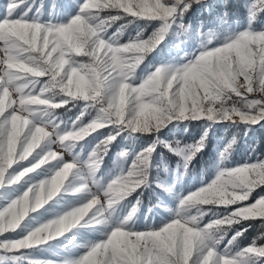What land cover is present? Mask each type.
Listing matches in <instances>:
<instances>
[{"label": "rangeland", "instance_id": "1", "mask_svg": "<svg viewBox=\"0 0 264 264\" xmlns=\"http://www.w3.org/2000/svg\"><path fill=\"white\" fill-rule=\"evenodd\" d=\"M98 2L104 3L105 0H98ZM168 2L171 4L174 0H168ZM223 2L224 0H201L200 3H192L188 11L182 15L176 16L164 34L165 39L153 51L144 54L142 63L136 68L135 74L129 82L135 86L140 85L157 67L181 68L193 62L204 51L224 46L246 30L254 33L264 32V5L258 3V0H241L240 10L233 13L222 8ZM84 3H86V0H16L17 7L13 10V18H21L28 22H39L45 25L68 24L77 15L81 14ZM9 8L10 0H0V21L8 17ZM111 9L114 8L100 11L89 22L94 26L101 21L106 22L104 23L105 30L100 31V36L106 41L113 43L114 46L136 42L138 38L140 40H148L163 27V22L158 19H151L154 21L149 22V18L133 16L135 18L125 21L124 15H107L104 13V11ZM114 10L122 11L120 9ZM94 11L98 10L94 9ZM125 15L132 16L126 13ZM114 17H119V19H113ZM136 19L147 21L140 23ZM181 23L191 25L187 33L181 29ZM58 41L72 47L76 43L75 35L72 31L58 34ZM252 51L258 57L264 56V52L260 50V46L253 48ZM240 52L241 55L238 56L236 49L229 50L231 59L235 57V60L232 61L233 63L236 60H240L241 56L247 58L249 54L243 49ZM127 55H131V53ZM75 60L77 64H80L89 62L90 58L77 56ZM18 62L20 61L8 59L3 42H0V77H3L6 69L19 73L20 79L35 76L30 72H26L25 69L32 68V66L24 61L25 69L10 67V65ZM47 80L48 77H41L35 84L37 94L43 89ZM244 82V78L241 76L240 83L243 84ZM76 86V83H74L70 87L75 90ZM80 86L87 87L86 83H83V85L80 83ZM9 96L15 102L13 107L17 109V114L21 116L27 115V113L20 111L22 101L19 98V94L14 93L13 89H5L4 95L0 96V109H2L0 114L6 109ZM249 98L261 99V94L258 92L249 94ZM64 100L68 101V103L63 106L79 102L81 109L70 116L62 113L59 114L56 111L57 109L51 110L47 116L42 111L37 110L32 119L37 123L51 119L55 124L59 125L60 132H67L90 123L100 115L99 109L101 105H97L94 102L90 103L83 99H73L64 94L56 96L54 102L59 103ZM200 120H205V122L200 125L197 131H191L189 121ZM261 123H264V119L258 122L241 121L240 123H234L228 120H208L206 117L187 120L174 118L158 131L148 132H133L124 126L110 124L92 133L85 140L75 143L71 149V153H67L60 147L57 141L56 144L51 146V150L60 153L64 157L65 162H73V160L78 159L80 163L84 164L83 167L86 172L76 179L70 176L69 182H66L67 184L64 189L57 196L41 208L30 211L18 227L0 234V245L21 240L44 223L85 203L90 196L77 192L75 189L86 184L89 180L90 173L87 171V167L91 163L90 154L100 141L104 140L110 133L115 134L116 131H119L120 135L108 146V151L103 156L101 167L92 176L96 181V190L100 191L106 188L117 177L127 175L132 170L137 157L149 147H153L154 151L150 158L149 168L147 169L148 181L137 188V190L145 185L148 186L152 180L155 188H152L151 194L155 197V203L149 209L144 210L138 201H130L129 196L134 194L133 192L109 209L110 223L108 225L88 224L86 218V221L81 222L80 225L69 232L60 236H54L44 243L33 245L32 247L14 250L0 246V264H79V261L91 250V247L97 243L105 242L109 238L111 231L119 226L132 213V209L135 207L137 208L136 213L132 215V219L124 226L123 230L141 233L119 237L108 244V248L113 252L121 253L124 250V244L128 236L145 235L146 233L143 232L160 230L168 223L184 216L185 213L181 210L182 200L193 192L209 186L221 172L236 167L264 163V154L255 151L254 146L249 143L244 145L240 143L236 147L234 146L233 149L228 151L227 159H223L221 155L235 136V130L244 126L242 131L243 137L252 130V127L247 126L261 125ZM205 131L208 133L207 138L212 137L215 142L211 148L209 163L206 170L200 172L198 175L190 176L185 171L186 160L184 158L188 147H180L181 143L179 139L181 138L177 136L187 134L191 138H186L187 145L194 146L204 137ZM158 132H162V135H157L150 140H145L136 135L137 133L150 134ZM162 147L175 155L179 159L178 162L172 163L166 159L160 152ZM48 149L49 145L46 143L42 144L26 160L17 161V163L7 170L5 181L0 185V210L8 207L14 200L20 198L29 187L50 176L55 168L62 165L64 161H52L28 173L20 181L13 182L16 175L37 163ZM124 151H127L128 154L126 156L120 155ZM151 172H157L153 179L150 177ZM238 178L245 182L254 179L251 174H241ZM228 180L229 177L226 175L221 184L206 194L213 198L226 196L231 191V188L226 184ZM261 187L264 186L256 188L253 192ZM253 192L250 194V197ZM260 198H264V192L253 202H248L249 199L239 202L237 199V204L232 205H204L199 206L201 210L199 213L193 210L192 214L198 216L196 226L203 230L215 220L230 216L239 208L249 206ZM260 207L261 205H258L250 209V211L255 213ZM255 218L260 217L248 219ZM242 220L246 219L241 218L240 222ZM237 226L235 224L232 226L225 225L223 226V230L215 232L213 241L206 242L194 251L190 264H202V259L206 254L207 248H213L220 257H240L243 264H264V257H258L255 254L241 255L250 246L264 245H258L254 242L242 247L236 244V238L243 232V230H238L239 227ZM169 235L170 231L161 232L160 241L162 243H170L168 240Z\"/></svg>", "mask_w": 264, "mask_h": 264}, {"label": "clouds", "instance_id": "2", "mask_svg": "<svg viewBox=\"0 0 264 264\" xmlns=\"http://www.w3.org/2000/svg\"><path fill=\"white\" fill-rule=\"evenodd\" d=\"M90 20L82 19L79 24L73 25L72 32L75 35V45L77 50V55H80V48L82 47H92L93 50L96 48H103L107 46L109 51L113 52L112 60L106 61V66H111L115 63V57L118 54L117 50H126L131 55H125L120 57L119 76L121 78H115L110 83L102 86L99 74L96 73L95 69L89 70L83 67L82 70L88 73V78L84 81L87 87L84 88L80 86L81 70L76 67L70 69L68 74L67 84L61 81L50 84L49 86L41 89L38 95H33L32 92L35 91L36 82L28 80L26 78L20 79L19 75L16 77L17 80L21 81L17 84V87L13 89L14 93L19 91V98L22 101L20 111L27 113L25 116L17 115L13 117V128L17 131L19 135H23L25 130L31 126V134L26 137L27 144L25 146V157L30 156L37 148H40L42 144L49 145L48 151L39 159V161L33 164L31 167L26 168L21 171L18 175L14 177L13 182L20 181L28 173L35 171L45 164H49L52 161H64L61 166L55 168L53 173L40 180L35 185L29 187L23 195L20 197L25 203L26 211L22 218L15 221L11 226L13 229L18 227L21 221L29 214L30 211L41 208L48 201L52 200L57 196L65 185L69 182V177L76 179L81 177L85 172L84 164L80 163L78 159L73 160V162H65L64 157L56 152L52 151V145L59 142V146L62 147L67 153H71L73 145L79 141L85 140L92 133L99 129L105 128L110 124H115L117 126H124L131 129L133 132L137 131H158L161 127L166 126L167 122L172 119H198L207 118L208 120H228L234 123H240L241 121L247 122L245 119L247 113V106L241 100L235 101L231 106L228 101L232 99V95L227 91L229 79L235 83L236 86L244 88L247 85V81L244 79V83H240V79H237V75L244 76L247 73V64L236 60L235 63H228L226 59L219 58L213 61V66L219 71L220 76L223 77V81L219 83H214L212 85V92L214 95H218L220 100L218 102H211L204 105H200L191 114L187 112L177 113L175 116L171 114L170 108H163L159 115L152 119H142L139 118V104L134 103L131 99V94L126 95L128 89L139 88L141 85L151 80L152 85L150 99L154 103H159V89L163 87V73L159 80L153 79L157 74L162 73V70H173L169 67L161 66L157 67L156 70L149 75L140 85L135 86L128 84L127 80H130L134 74L136 68L142 63L144 59V54L150 53L154 48H145L140 51L137 48L128 47L129 44L135 43L131 42L121 46H114L113 43L108 44L103 39L94 40L91 37L97 34V31L105 30L104 22L101 21L95 26L89 22ZM72 22V21H71ZM70 22V23H71ZM183 32L187 33L191 25L180 24ZM244 32H247L244 31ZM244 32H241L234 39H240V36ZM259 36H264V32L255 33ZM165 39V35L160 40L159 44ZM158 44V45H159ZM260 46V50L264 52V41L259 44L256 42H246L242 47L243 50L250 53L253 48ZM84 55L89 53L84 52ZM235 57L232 58V61ZM20 61V60H17ZM139 61V63H137ZM10 67L25 69V63L20 61L10 65ZM56 67V65H52ZM59 68H63V64L59 65ZM26 72H30L35 76H39L42 73L37 71L36 68H27ZM47 69H45L46 71ZM259 87L258 93L261 94V99H264V67L259 71ZM53 81H56V77L53 76ZM76 83L75 90L70 87ZM59 85V87H58ZM57 87L58 90L57 91ZM31 89V91H29ZM27 93V94H25ZM64 94L73 99L89 98L95 99L96 103L101 105L99 111L100 115L88 124H85L79 128L67 132H60L59 125L55 124L53 120L34 122L32 119L35 116L37 110L43 112L45 116L49 115L51 110L62 107L67 104L68 101L64 100L59 103H55L54 99L56 96ZM43 97V98H42ZM238 97V96H237ZM137 100L139 97L137 96ZM36 106V107H32ZM2 111V109H0ZM105 121H107L105 123ZM51 129V131H49ZM120 135L119 131L115 134H109L104 140L100 141L99 144L91 152V163L88 164L87 171L90 173L89 180L86 184L77 187L75 190L77 192L85 193L90 196L82 205L72 208L70 211L65 212L63 215L44 223L40 227L36 228L34 231L30 232L25 238L11 242V246L14 248H24L32 247L33 245H38L44 243L46 240L51 239L54 236L63 235L69 232L73 228L81 224V222L86 221L88 224H100L108 225L110 223V213L109 209L113 205L119 203L120 201L127 198L133 192L137 190L140 186L144 185L148 181V171L150 165V158L154 151L153 147H149L143 153H141L132 170L125 176L117 177L111 181L106 188L97 191L96 181L92 178L94 174L99 170L103 162V156L107 154L108 146L116 140L117 136ZM207 131L204 133V137L197 142L196 145L188 146L187 153L185 154V171H187L188 166L195 159L196 155L206 147ZM238 139L236 136L232 138L229 142L225 152L222 153V158L227 159V153L229 150L233 149L237 144ZM128 153L124 151L120 153L122 156H126ZM80 165V167H78ZM11 167L10 160L0 159V183L3 182L5 178V173L7 168ZM221 173H228L229 180L226 184L231 188V191L226 196H221L219 198H213L206 193L208 191H202V189H207L211 187V184L207 187L201 188L198 191L193 192L184 198L181 202V210L185 213L184 216L168 223L166 226H171L172 230L168 240L170 241V251H176L178 247V242L183 241V254H184V264H187V258L190 255L191 248L199 241L201 244H205L208 241L214 240V233L223 230V226H232L234 224L240 223L241 218L247 219L249 215H259L264 216V200L258 201L254 206L261 205L258 211L252 213L250 209H238L232 215L217 219L212 224L207 225L203 230L199 229L197 225L198 216L192 214L193 210L200 212L199 206L204 205H232L235 204L236 200H244L247 195V189L249 188L251 182L253 181H243L238 177L243 175L251 174L254 178L264 179V172L255 173L249 166L236 167ZM220 173V174H221ZM220 176V175H219ZM67 182V183H66ZM91 185V186H89ZM37 189V200L33 205L32 194L33 189ZM106 201V203H105ZM227 201V204L222 203ZM139 203V201H138ZM137 211V208L132 209V213L114 230L111 231L109 238L102 243H97L91 247V250L87 252L85 258L91 255L93 249L99 250L100 244H110L117 234L122 236H127L130 234H137L141 232H131L123 230L124 226L132 219ZM202 214V213H201ZM235 217V218H233ZM187 226V227H186ZM7 230L6 226L0 222V232ZM118 254V253H117ZM212 257V252L208 253V258ZM88 264H97L95 257H91ZM224 264H232L231 261H225Z\"/></svg>", "mask_w": 264, "mask_h": 264}, {"label": "snow or ice", "instance_id": "3", "mask_svg": "<svg viewBox=\"0 0 264 264\" xmlns=\"http://www.w3.org/2000/svg\"><path fill=\"white\" fill-rule=\"evenodd\" d=\"M200 2L201 0H174V2L170 4L168 0H105L104 3H99L98 0H86V3L82 6L81 14L72 19L71 23L45 25L39 22H28L21 18H13V10L17 5L16 0H10L8 17L0 21V42H3L4 50L8 54L9 60L24 61L42 73L39 76L26 77V79L37 83L41 77H48L47 83L44 84L43 88L52 83L61 81V78H63L62 82L67 84L68 74L72 67L81 70V85H83L84 81L88 78V73L82 70L83 67H86L89 70L95 69L96 73L99 74L102 86H105L115 78L123 79L119 76L118 65L120 63V57L129 53L126 50H117L118 54L115 57V63L111 64V66H106L105 62H110L113 58V52L109 51L107 46L102 49L96 48L95 50L90 46L82 47L80 48L81 54L77 55L75 47L58 41V34L72 31L74 24H79L82 19L91 20L104 9H120L124 13L138 18L158 19L163 22V27H161L158 32L154 33L150 39L140 40L138 38L135 43L128 45V47L143 51L145 48L156 47L176 16L182 15L184 12L188 11L192 3ZM258 3L264 5V0H258ZM94 9L98 11H94ZM113 19H119V17H114ZM91 38L94 40L103 39L100 36L99 30L97 34ZM261 41H264V36L256 35L252 31H247L240 36V39H232L231 42H227L224 46L204 51L193 62L181 68L162 70V73L153 77V79L159 80L161 75L166 72V75L163 76V87L159 89V103H154L150 99L151 80L147 81L139 88L128 89L125 94H131V99L134 103L139 104V118L142 119L157 117L163 108H170L173 116L181 112L191 114L199 108L200 105L218 102L220 100L218 95L213 94L212 85L223 81L224 78L220 76L219 71L213 66L212 62L219 58H224L228 63H232L229 50L236 49L237 55L240 56V50L246 42H256L259 44ZM106 42L111 44L108 41ZM84 52L89 54L84 55ZM77 56H86L89 57L90 60L87 63L77 64L75 60ZM239 61L248 66L247 73L243 76L247 81V85L244 88H240L229 79L227 91H229L231 95L240 97L241 101L246 104L247 113L245 119L251 122H258L264 119V99H250L249 94L258 91L260 84L258 74L261 68L264 67V56L258 57L254 51H251L247 58L241 56ZM61 63L63 64L62 69L59 68ZM137 63H139V61H137ZM52 65H56V67H52ZM45 69L47 70L45 71ZM18 75L20 74L7 69L5 70L3 77H0V96L4 95L5 89H14L17 87V84L21 82L16 79ZM53 76L56 77V81H53ZM240 77V75H237V79H240ZM127 83L131 84L129 80H127ZM29 91H31V89H29ZM17 93L19 94V91H17ZM32 94L38 95L36 91L32 92ZM137 96L139 100H137ZM82 99L97 104L95 99L86 97ZM14 104V100L9 96L6 109L0 114V159L10 160L11 167L13 164L17 163V161H23L29 157L27 156L24 158L25 146L27 144L26 137L30 136L32 131L31 126H29L23 135H19L13 128V117L19 115L17 114V109L13 107ZM106 122L107 121H105V123ZM11 167H8L7 170ZM249 167L255 173L259 174L264 172V163ZM226 175L230 174L221 173L220 176L212 182L210 188L202 189V191H210L215 188L223 182V178ZM4 181L5 178L0 185H2ZM260 186H264V179L254 178L247 189L246 198L242 201L239 200V202L247 201L250 194ZM31 196L34 205L38 198L36 188L33 189ZM262 200H264V198H260L251 205L243 206L239 209L254 208L257 202ZM222 203L227 204V201H223ZM235 204L237 203L235 202ZM26 210L25 203L20 200V198L14 200L8 207L0 210V222H2L7 229L0 232V234L13 230L11 225L22 218ZM254 217L264 218V216L253 214L249 215L247 219ZM171 230V226H165L160 230L143 232L146 233L145 235L128 236L124 244V250L118 254L108 248V244H100L98 251L93 249L91 255L88 256L87 259L83 256L79 264H88L91 257H95L97 264H184L182 240L178 242L176 251L169 250L170 243H162L160 241L161 232H168ZM119 237L124 236L118 233L113 241ZM203 245L204 244H201L199 241L196 242L190 250L187 264H190L194 251ZM0 246L14 250L17 249L12 247L11 244ZM106 248H108L107 251H105ZM209 252H212V257L210 259L208 258ZM249 254L264 257V246H250L247 248L246 252L241 255L246 256ZM225 261H231L232 264H243L240 257H220L213 248L206 249L202 264H224Z\"/></svg>", "mask_w": 264, "mask_h": 264}, {"label": "trees", "instance_id": "4", "mask_svg": "<svg viewBox=\"0 0 264 264\" xmlns=\"http://www.w3.org/2000/svg\"><path fill=\"white\" fill-rule=\"evenodd\" d=\"M241 0H224L222 4V8L227 10L228 12H235L240 10ZM192 9V8H191ZM190 9V10H191ZM107 15H113L118 14L119 16L124 15L125 21H128L130 18H135L133 16H127L122 11H117L114 9L106 10L104 11ZM137 22L143 23L147 20H139L136 19ZM154 20H149V22H153ZM148 29V28H147ZM241 98L232 96V99L228 101V104L231 106L235 101H239ZM81 109V106L79 105V102L70 103L66 106H62L60 108H57V112L60 114H64L67 116L74 115ZM205 120L200 121H189V127L191 131H197L198 128L202 123H204ZM247 127H252V130L248 132L247 135L242 137V131L244 126L240 127L239 129L235 130V136L238 139L237 145L240 143L244 144H250L254 146L255 151H257L260 154H264V123H261V125H249ZM162 132L158 133H150V134H144V133H137L136 135L138 137H141L145 140H150L153 137L157 135H162ZM180 137L179 139L181 146L187 148L188 145L186 143V138H190L187 134H184L183 136H177ZM191 139V138H190ZM214 139L212 137H208L206 140V147L202 151H200L195 159L191 162V164L188 166L186 173L190 176L198 175L200 172L206 170L208 163H209V157L211 155V148L214 146ZM160 152L163 154V156L171 161L172 163L178 162V158L170 153L167 149L163 148L160 150ZM157 172H151L150 177L153 179ZM152 188H155L154 182L151 180V183L148 186H143L139 190L135 191L134 194L129 196V199L131 202L139 201V203L142 205L144 210L149 209L151 206L155 203V197L151 194ZM264 192V187H261L257 189L251 197L249 198L248 202H253L261 193ZM239 227L238 230H243V232L240 234V236H236V244L244 247L251 243H257L258 245H264V219L263 218H255V219H246L242 220L240 223L235 224Z\"/></svg>", "mask_w": 264, "mask_h": 264}]
</instances>
